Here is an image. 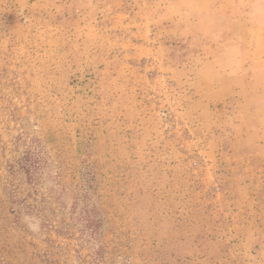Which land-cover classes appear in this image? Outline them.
Returning <instances> with one entry per match:
<instances>
[{
  "label": "rangeland",
  "instance_id": "obj_1",
  "mask_svg": "<svg viewBox=\"0 0 264 264\" xmlns=\"http://www.w3.org/2000/svg\"><path fill=\"white\" fill-rule=\"evenodd\" d=\"M262 16L0 0V264H264Z\"/></svg>",
  "mask_w": 264,
  "mask_h": 264
},
{
  "label": "crops",
  "instance_id": "obj_2",
  "mask_svg": "<svg viewBox=\"0 0 264 264\" xmlns=\"http://www.w3.org/2000/svg\"><path fill=\"white\" fill-rule=\"evenodd\" d=\"M260 19H264V16L260 17ZM258 20H259V18H258ZM263 29H264V25H263Z\"/></svg>",
  "mask_w": 264,
  "mask_h": 264
}]
</instances>
